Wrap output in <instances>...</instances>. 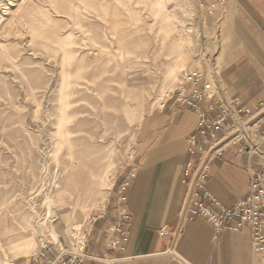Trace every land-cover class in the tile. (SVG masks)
Returning a JSON list of instances; mask_svg holds the SVG:
<instances>
[{
  "label": "rangeland",
  "instance_id": "1",
  "mask_svg": "<svg viewBox=\"0 0 264 264\" xmlns=\"http://www.w3.org/2000/svg\"><path fill=\"white\" fill-rule=\"evenodd\" d=\"M202 2L0 0V264L91 229L183 70L215 86L241 17Z\"/></svg>",
  "mask_w": 264,
  "mask_h": 264
},
{
  "label": "crops",
  "instance_id": "2",
  "mask_svg": "<svg viewBox=\"0 0 264 264\" xmlns=\"http://www.w3.org/2000/svg\"><path fill=\"white\" fill-rule=\"evenodd\" d=\"M226 2L221 19L231 14L239 15L241 20L230 26L236 34L234 41L223 42L221 66L214 63V68L221 71L215 85L226 98L256 111L264 106V0ZM203 73L208 80V73ZM178 99L177 91L143 124L139 152L128 174L119 182L129 181L126 203L132 220L129 240L123 251L112 254L121 259L118 264H253L248 228L217 232L203 218L182 216L187 170L195 159L189 153L187 138L195 132L198 116ZM239 147L228 146L208 166L207 188L226 207L234 206L246 196L250 167L263 174L264 182V153L249 156L239 152ZM116 218L117 206L112 196L89 230L90 256L108 255L107 231ZM179 228L183 232L175 239L170 232ZM163 229L169 233L161 236ZM60 243L64 245L61 239ZM59 249L56 244L47 250L48 260H54ZM42 260L38 257L30 264ZM85 264L99 263L86 261Z\"/></svg>",
  "mask_w": 264,
  "mask_h": 264
},
{
  "label": "built area",
  "instance_id": "3",
  "mask_svg": "<svg viewBox=\"0 0 264 264\" xmlns=\"http://www.w3.org/2000/svg\"><path fill=\"white\" fill-rule=\"evenodd\" d=\"M228 0H204L200 9L206 14H214ZM183 84L178 90L179 102L193 110L198 116V125L188 138V150L194 160L187 170V190L182 208L183 217H199L212 224L217 232L230 228L241 230L248 228L251 237V253L253 264H264V182L263 174L249 168L250 182L246 196L234 206L226 207L207 188L208 166L212 159L230 145H239V152L249 156L264 153V106L256 111L243 108L239 101L226 98L218 87L212 86L203 72L199 70H183ZM197 158V159H196ZM129 181L121 184L115 194L117 218L107 231L106 249L108 255L94 258L87 253L90 231L83 227H73L64 245L59 244V255L48 260L42 248L39 264H85L96 261L99 264H118L121 259L112 253L123 251L129 240L132 225L131 214L126 207ZM96 218L89 220L94 224ZM182 228L170 234L178 239ZM169 233L160 231L163 236ZM48 248V249H47Z\"/></svg>",
  "mask_w": 264,
  "mask_h": 264
},
{
  "label": "bare ground",
  "instance_id": "4",
  "mask_svg": "<svg viewBox=\"0 0 264 264\" xmlns=\"http://www.w3.org/2000/svg\"><path fill=\"white\" fill-rule=\"evenodd\" d=\"M213 69H214V67H213ZM11 250L13 251V255L14 256H19V254L25 252L24 244L21 241L20 242L16 241V242L13 243ZM11 264H13V262Z\"/></svg>",
  "mask_w": 264,
  "mask_h": 264
}]
</instances>
